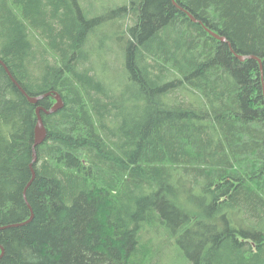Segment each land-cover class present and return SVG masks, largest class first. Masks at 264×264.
Segmentation results:
<instances>
[{
    "label": "trees",
    "instance_id": "obj_1",
    "mask_svg": "<svg viewBox=\"0 0 264 264\" xmlns=\"http://www.w3.org/2000/svg\"><path fill=\"white\" fill-rule=\"evenodd\" d=\"M0 60V264H264V0H0Z\"/></svg>",
    "mask_w": 264,
    "mask_h": 264
},
{
    "label": "water",
    "instance_id": "obj_2",
    "mask_svg": "<svg viewBox=\"0 0 264 264\" xmlns=\"http://www.w3.org/2000/svg\"><path fill=\"white\" fill-rule=\"evenodd\" d=\"M191 16V18L194 20V21H196V19L194 18V16H192V15H190ZM210 31V33L213 35V36H215L216 38H218V39H220V40H222V41H226V39L224 38V37H222L221 35H219L218 33H216V32H214V31H212V30H209ZM239 57L242 59V60H245L247 57L246 56H242V55H239ZM255 58H257V57H255ZM259 61H260V64H261V69L263 68V66H262V62H261V60L259 59V58H257ZM0 62L2 63V64H4L1 60H0ZM4 67H5V69H6V71L9 73V75H10V77L12 78V80L18 85V87L20 88V90L25 94V95H27L28 96V94L25 92V90L20 86V84L13 78V76L11 75V73H10V71H9V69H8V67L4 64ZM47 95H49V94H47ZM29 97V100L31 101V102H33V103H37L38 101H39V99H40V97H31V96H28ZM56 99H57V102L54 104V106L50 109V110H44L42 107H38L37 108V116H38V119H37V124H36V126H35V144H34V146H38V145H40V144H42L44 141H45V139H46V137H47V129H46V126H45V124H44V121H43V117H42V115H41V112L42 111H44L45 113H47V114H49V113H53V112H57L59 109H61L63 106H64V102H63V99H62V97L60 96V95H57L56 96ZM35 148V147H34ZM35 155V157H34V160H36V154H34ZM33 177H35V171H33ZM29 185H30V183H29ZM28 188V187H27ZM26 188V189H27ZM26 189H25V191H24V195H25V199H26ZM30 206V205H29ZM30 208H31V211H32V207L30 206ZM33 211H32V216L29 218V220L28 221H30L31 219H32V217H33ZM3 254H4V249H3V247H2V253H1V255H0V257L1 256H3Z\"/></svg>",
    "mask_w": 264,
    "mask_h": 264
},
{
    "label": "rangeland",
    "instance_id": "obj_3",
    "mask_svg": "<svg viewBox=\"0 0 264 264\" xmlns=\"http://www.w3.org/2000/svg\"><path fill=\"white\" fill-rule=\"evenodd\" d=\"M98 1L100 2V4H107L109 6H113L114 4L117 3L118 0H98ZM110 44H112V42H110ZM107 47H111V46L108 45ZM114 47L116 48V46H114ZM110 58H112V57H110ZM111 69L115 70L114 68H111ZM173 260L177 262L175 264H178L179 261H180V258H179V256H178L176 251L173 252Z\"/></svg>",
    "mask_w": 264,
    "mask_h": 264
},
{
    "label": "bare ground",
    "instance_id": "obj_4",
    "mask_svg": "<svg viewBox=\"0 0 264 264\" xmlns=\"http://www.w3.org/2000/svg\"><path fill=\"white\" fill-rule=\"evenodd\" d=\"M41 115H42V112H41Z\"/></svg>",
    "mask_w": 264,
    "mask_h": 264
}]
</instances>
